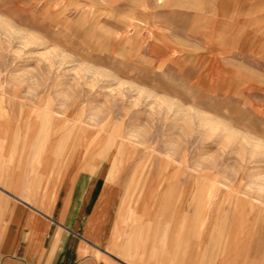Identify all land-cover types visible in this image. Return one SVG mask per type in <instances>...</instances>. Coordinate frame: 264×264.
<instances>
[{"label":"rangeland","instance_id":"obj_1","mask_svg":"<svg viewBox=\"0 0 264 264\" xmlns=\"http://www.w3.org/2000/svg\"><path fill=\"white\" fill-rule=\"evenodd\" d=\"M0 120L177 225L169 264H264V0H0Z\"/></svg>","mask_w":264,"mask_h":264},{"label":"crops","instance_id":"obj_2","mask_svg":"<svg viewBox=\"0 0 264 264\" xmlns=\"http://www.w3.org/2000/svg\"><path fill=\"white\" fill-rule=\"evenodd\" d=\"M54 144L0 120V264H169L182 254L177 225L147 218L145 205L129 221L107 173L83 171L71 153L56 157Z\"/></svg>","mask_w":264,"mask_h":264}]
</instances>
